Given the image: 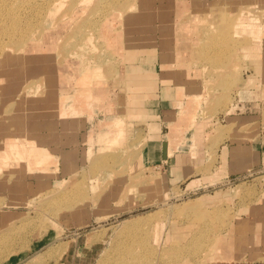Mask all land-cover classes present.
<instances>
[{"label": "rangeland", "instance_id": "rangeland-1", "mask_svg": "<svg viewBox=\"0 0 264 264\" xmlns=\"http://www.w3.org/2000/svg\"><path fill=\"white\" fill-rule=\"evenodd\" d=\"M247 1L0 0V153L51 156L0 160V264H264V168L211 171L225 138L258 133L225 114L243 47L264 45V0ZM177 77L166 116L145 114ZM150 139L202 150L210 184L172 186L142 160Z\"/></svg>", "mask_w": 264, "mask_h": 264}, {"label": "crops", "instance_id": "crops-1", "mask_svg": "<svg viewBox=\"0 0 264 264\" xmlns=\"http://www.w3.org/2000/svg\"><path fill=\"white\" fill-rule=\"evenodd\" d=\"M247 2L249 3V0ZM239 16V18L243 20L249 21L251 19L250 16ZM260 28L261 27H258L257 30L259 31ZM245 31V27L242 28L243 36L245 35ZM260 42L261 41L259 40L258 44H256V46L254 45V47L252 48H250L249 45L247 48L243 47L241 62L242 71L240 77L241 80L240 87H238L239 91L233 95L231 93V98L235 99V101L230 106V111L225 113L228 116V119H236L233 116L235 113H239L240 116L237 117L238 120L250 124L257 123V125H259L257 126L258 133L256 135H252L253 138L250 141L247 140L244 142H232L229 141L228 138H225V140L219 144L212 155V158H215L212 169L214 168L215 171L214 169H211V171H214L217 175H220L219 178L221 179H226L235 175V173L251 167L254 169L264 168V130L262 129L263 127L260 126L262 125V122H264V95L262 92L264 90V45H261ZM252 51L257 52L258 54L257 56H253V60L250 59V52ZM177 78L178 79H165L162 81V85L164 86H162V89L159 92V96L152 98L153 101L148 102L145 114L151 117H156L157 115L161 116L162 114V116H166L164 115V113L170 111L169 109L172 108V101H170L169 104H166L165 98L162 97L168 96L171 100H175L177 89L173 88V85L175 83L177 84L182 82V79H180V77ZM189 90L190 88H187L185 92L189 94ZM166 107L168 108L167 110H165ZM66 116H71L70 119L77 118V115ZM59 119L64 118L59 117ZM179 119L182 120L181 116H179ZM77 126L79 127V124ZM78 136L79 135H77V137ZM84 136L85 134L83 133V138ZM194 137H196V133L194 134ZM10 145L14 146L13 144ZM33 147L50 156V154L47 153L45 149H41L35 145ZM171 147L172 145L169 140L168 142L167 140L160 142L158 140L150 139L149 141H147L145 151L141 155L142 160L147 164L152 162H159L163 164L166 179H168L169 183L172 186H178L180 187V189L182 188L183 191L199 190V188L210 184L209 177L205 178V176H203L200 172L203 167L202 164L208 158L204 155V152L202 150L199 155H193L189 149H186L184 146L181 147V145H179L178 151H173L172 149H170V151L168 152L165 151L166 149ZM200 148L203 149V146H200ZM25 150L26 147H22L18 151L20 153H23L25 152ZM175 152L177 154H175ZM68 154L69 163L71 165L72 156L70 155V153ZM65 162L63 161L64 171H66L67 169L64 166L66 165ZM215 165L217 166L215 167ZM261 187L264 189V179ZM262 200L263 203H259L256 206L258 207L259 212L261 211V213H264V193ZM257 226H263L264 228V218L262 219L261 217L260 219H258Z\"/></svg>", "mask_w": 264, "mask_h": 264}, {"label": "bare ground", "instance_id": "bare-ground-1", "mask_svg": "<svg viewBox=\"0 0 264 264\" xmlns=\"http://www.w3.org/2000/svg\"><path fill=\"white\" fill-rule=\"evenodd\" d=\"M82 76V75H81ZM87 77V76H86ZM83 79V78H82ZM84 79H86V78H84ZM81 80V79H80ZM83 81V80H82ZM79 88H80V86H79ZM78 89V88H77ZM88 94V93H87ZM86 94V95H87ZM85 95V96H86ZM89 95V94H88ZM81 97L83 98L84 96L83 95H81ZM99 97H101V95L99 96ZM77 98H78V96H76V100H77ZM74 100H75V98H74ZM73 100V101H74ZM188 103V102H187ZM70 105V104H69ZM74 104L72 103L70 106H66L65 104H61V106H59V108H61L60 110H62V115H65V114H67L68 113V111L71 109V110H73V111H76V109H74ZM185 108L187 109H189V103L187 104V107L185 106ZM186 111H188V113H189V110H186ZM184 112V111H183ZM187 113V114H188ZM115 119V118H114ZM113 120V119H112ZM106 122V121H105ZM113 124V123H116L115 124V126H117L118 127V129H119V132H117L116 133V136H115V138H114V142H116V140L118 139V138H122V137H124V124L122 125V123H121V120H119V119H116L114 122H110V123H108V124ZM123 123H125V122H123ZM102 124H106V123H104V122H102ZM19 148V147H18ZM8 151V152H7ZM7 151H3V152H1L0 153V160L2 159V160H5V159H9V155L10 154H13V156H14V154H16L18 157L16 158V159H21V160H23L24 158L27 160V163H34V164H36V165H41V164H43L44 162H46V161H49V159H50V156H48L47 154H45L44 152H42L41 150H39V149H36L35 147H33V146H31V148L30 149H26L25 151H26V153H20L19 151H18V149L16 148V146H11L10 144H8L7 145ZM12 156V155H11ZM10 156V157H11ZM15 159V158H14ZM13 159V160H14ZM3 162V161H2ZM5 162V161H4ZM34 164H32V165H34ZM0 165H2V164H0ZM35 165V166H36ZM0 167H2V166H0ZM0 169H2V168H0ZM64 183V182H63Z\"/></svg>", "mask_w": 264, "mask_h": 264}, {"label": "water", "instance_id": "water-1", "mask_svg": "<svg viewBox=\"0 0 264 264\" xmlns=\"http://www.w3.org/2000/svg\"><path fill=\"white\" fill-rule=\"evenodd\" d=\"M163 147H164V144H163Z\"/></svg>", "mask_w": 264, "mask_h": 264}]
</instances>
